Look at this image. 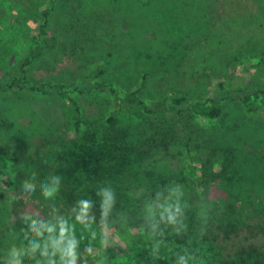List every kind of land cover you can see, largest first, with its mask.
<instances>
[{
  "label": "rangeland",
  "instance_id": "rangeland-1",
  "mask_svg": "<svg viewBox=\"0 0 264 264\" xmlns=\"http://www.w3.org/2000/svg\"><path fill=\"white\" fill-rule=\"evenodd\" d=\"M98 17L109 22L100 28L117 35L108 39L111 47L64 46L62 35L70 24ZM35 36L43 44L26 68V79L0 91V147L10 146L17 156L15 162L0 157V262L62 264L54 247L61 222L71 229L65 231V245L76 241V264H132L146 242L141 228L105 215L102 208L89 207L78 222L80 200L60 193L63 180L51 173L55 154L78 139L66 92L76 91L85 118L105 120L117 111L114 97L107 93V101L97 99L89 81L103 63L106 85L140 90L157 105L183 95L220 107L218 121L190 112L170 114L173 129L163 133L169 145L157 159L160 168L183 180L182 191L193 204L208 200L216 208L251 202L246 225L226 236L228 228L209 222L208 237L223 259L250 250L264 257V112L249 113L242 103L248 98L264 105V0H0V82L23 77L20 65ZM24 83L45 86L47 92L17 87ZM115 120L116 127L147 121L125 111ZM220 130L239 148L229 175L223 173L227 155L216 151L208 166L209 143L198 146ZM25 187L32 197L24 194ZM49 187L57 191L45 197L42 190Z\"/></svg>",
  "mask_w": 264,
  "mask_h": 264
},
{
  "label": "trees",
  "instance_id": "trees-1",
  "mask_svg": "<svg viewBox=\"0 0 264 264\" xmlns=\"http://www.w3.org/2000/svg\"><path fill=\"white\" fill-rule=\"evenodd\" d=\"M44 17L45 21L48 20L47 12ZM92 20L94 21L91 22ZM106 23L109 25L102 17L81 18L73 22L62 35L64 46L89 49L96 44H109L108 39H114L117 35L99 27ZM43 27L39 34H46ZM79 28L83 31L78 32ZM42 44L37 36L33 38L34 47L20 65L23 77L7 83L0 82V91L11 90L17 82L26 79V68L41 50ZM105 70L106 63H103L92 71L89 78L92 90L97 92V99L107 101L105 94L108 93L116 102L117 111L109 114L105 120L85 118L74 96L76 91L65 93L78 139L54 156L52 177H61L63 180L59 184V192L71 198L77 197L80 201L86 200L92 208L102 209L107 194H111L108 213L133 223L144 233L146 242L132 264H180L182 257L190 256H196L203 264H264L263 255L256 250L241 252L232 259H223L214 241L208 237L209 222L228 228L229 230H225L226 236L246 225L249 207L252 208L251 202L237 201L231 205L228 203L225 207L217 205L216 208L211 207L208 200L193 204L191 198L182 191L183 180H178L176 175L160 168L157 159V155L169 145L164 142L163 133L173 129L168 120L170 114L190 112L202 119L218 121L222 116L220 107L213 105L211 101L191 102L183 95H172L160 106L143 98L140 90L125 92L117 84L106 85L101 81ZM17 87L37 93L47 92L45 86H27L24 83ZM247 100L248 98L242 103L249 113L264 112V105L250 104ZM121 111L147 121L116 127L115 116ZM149 120L158 123L154 124ZM220 132L224 133L222 138L219 136ZM191 141L187 138L188 147ZM208 143L212 153L206 164L209 166L212 156L220 151L225 157L227 155L223 173L229 175L232 162L239 153L235 140L220 130L208 134L207 139L198 143V146L200 149L206 148L209 147ZM0 157L8 162L17 160L16 152L10 146L0 147ZM208 174L209 172L207 176ZM63 186H67L69 191L64 190ZM177 205L180 214L177 216V223L172 225L168 223V213L165 210L170 208L175 213ZM252 212L258 214L256 209ZM189 264L192 262L189 261Z\"/></svg>",
  "mask_w": 264,
  "mask_h": 264
},
{
  "label": "clouds",
  "instance_id": "clouds-1",
  "mask_svg": "<svg viewBox=\"0 0 264 264\" xmlns=\"http://www.w3.org/2000/svg\"><path fill=\"white\" fill-rule=\"evenodd\" d=\"M57 189L55 187H49L42 190V194L45 197H52L56 193ZM24 194L28 197L33 196V192L30 188L25 187L24 188ZM111 202V194H107V199L105 201L104 206V214L107 215L108 213V205ZM90 205L86 200L80 201V214L76 217L78 222H82L84 218L87 216L88 209ZM168 213V223L175 225L177 223V216L180 214V208L177 205L175 209V213L172 212V210L166 209L165 210ZM163 218V217H162ZM85 228H87V225H84ZM50 232L52 231L51 228L48 229ZM33 232H37L38 230L33 227ZM65 231H69V234H71V229H66L63 222L60 223V239L58 241L54 242V247L57 251L61 254V261L62 264H76V260L78 259V252L76 250V241L74 239L67 240V243L65 245ZM107 243V238L105 237L102 239L101 244L102 246H105ZM89 254H91V249L88 250ZM189 261L192 262V264H203L202 261H199L196 256H190L188 258H181L180 264H189ZM50 264V262H49Z\"/></svg>",
  "mask_w": 264,
  "mask_h": 264
}]
</instances>
